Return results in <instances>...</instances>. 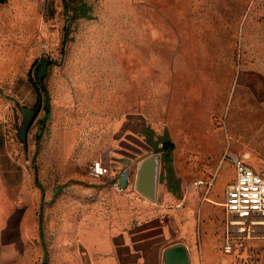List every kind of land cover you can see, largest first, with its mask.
Segmentation results:
<instances>
[{
  "label": "crops",
  "instance_id": "0c3cea01",
  "mask_svg": "<svg viewBox=\"0 0 264 264\" xmlns=\"http://www.w3.org/2000/svg\"><path fill=\"white\" fill-rule=\"evenodd\" d=\"M39 20L34 1L0 0V129L10 101L24 95L26 22ZM75 20L63 70L47 80L50 140L40 153L72 173L48 211L54 245L71 264H163L164 250L179 242L190 264H264V244L226 251L223 223L236 177L223 161L239 138L234 126L255 123L264 132V0H102ZM244 109L260 111V121ZM151 140L174 144L156 201L136 190L137 170L122 191L113 186L145 145L154 148L145 157L156 153ZM7 157L0 150V168ZM97 159L108 174L95 178L87 169L85 177ZM224 168L232 176L221 180ZM0 224L1 248L2 209Z\"/></svg>",
  "mask_w": 264,
  "mask_h": 264
},
{
  "label": "rangeland",
  "instance_id": "374dc122",
  "mask_svg": "<svg viewBox=\"0 0 264 264\" xmlns=\"http://www.w3.org/2000/svg\"><path fill=\"white\" fill-rule=\"evenodd\" d=\"M37 4L40 11V20L28 24L26 22L25 35V70H24V95L20 93V100L12 104L9 108V115L6 120V130L3 126L0 129V150L8 152V168H0V200L6 201L0 205L4 218V234L7 243L0 248V264H71L68 254L63 247L55 246L56 232L52 228L48 216L49 208L54 207L56 200L63 197L66 191V181L72 176L71 172H64L62 168H53L49 163H43L40 153L49 144L50 132L46 125H41V119L45 116L44 105L46 97L43 92L42 110L37 116L28 134V145H24L19 138V129L22 125L23 115L18 103L23 106L34 107L37 103V95L33 94L30 83L29 71L35 62L48 63L49 69L46 72V84L54 80L56 73L54 70H63L66 57L71 52V37L76 25L75 17H79L82 11L95 7L102 0H31ZM87 3L91 5H86ZM86 6V7H85ZM68 31L69 40L64 44L65 32ZM21 77L19 84L21 85ZM12 81H10V85ZM20 88V86H19ZM11 89V87H10ZM49 95L52 96V89L49 88ZM10 92L13 99L15 89ZM51 90V91H50ZM60 98L64 100V96ZM51 112H52V101ZM252 111L242 110V113L250 115L252 121L261 119L260 111L256 114ZM238 134V139L232 140L230 151L244 156L246 160H251L257 164L258 170H264V132L261 127L253 125L234 126ZM241 137V139H240ZM165 139V138H164ZM160 140L157 139L155 141ZM144 141L148 142L145 135ZM71 144L70 140L66 145ZM263 145V147L261 146ZM154 148L148 145L136 152L130 158L128 167L135 171L139 162L153 152ZM249 151V152H248ZM248 152V153H247ZM155 153V152H154ZM169 162L162 160L161 168H168ZM91 166V165H90ZM86 166L83 171L87 177ZM122 164L121 168L126 167ZM232 176L231 168L222 170V179L226 180ZM80 177L79 179H84ZM175 207V205H174ZM184 208L187 205L183 206ZM182 207V208H183ZM43 216L42 229L44 239L40 233V217ZM204 228L207 221H199ZM225 223V218H223ZM2 226L0 224V235ZM5 239L3 240V242ZM264 244V235H252L249 238H236L234 247L240 248L250 245ZM6 255V256H5Z\"/></svg>",
  "mask_w": 264,
  "mask_h": 264
},
{
  "label": "built area",
  "instance_id": "2783aa9c",
  "mask_svg": "<svg viewBox=\"0 0 264 264\" xmlns=\"http://www.w3.org/2000/svg\"><path fill=\"white\" fill-rule=\"evenodd\" d=\"M159 147L162 148L163 143ZM223 161L233 164L236 170L235 180L226 190L224 203L227 225L225 250L230 252L236 238L264 235V170H258L245 157L233 153L224 154ZM89 174L95 178L108 174L103 159L91 164ZM113 186L118 191L123 190L119 180Z\"/></svg>",
  "mask_w": 264,
  "mask_h": 264
},
{
  "label": "water",
  "instance_id": "95a60500",
  "mask_svg": "<svg viewBox=\"0 0 264 264\" xmlns=\"http://www.w3.org/2000/svg\"><path fill=\"white\" fill-rule=\"evenodd\" d=\"M23 115L22 125L19 129V138L24 145H28V133L42 109V101L38 100L34 107L23 106L18 103ZM162 155L153 153L143 158L139 164L136 175L135 188L144 197L156 201L158 197V184L160 179ZM130 162L127 159L126 164ZM130 168L126 167L119 177L123 188L128 185ZM189 250L182 242L167 247L163 253V264H190Z\"/></svg>",
  "mask_w": 264,
  "mask_h": 264
},
{
  "label": "trees",
  "instance_id": "16d2710c",
  "mask_svg": "<svg viewBox=\"0 0 264 264\" xmlns=\"http://www.w3.org/2000/svg\"><path fill=\"white\" fill-rule=\"evenodd\" d=\"M67 42V37L65 36L64 44ZM48 63H44L42 66V63L35 62V65L29 72L30 82L32 84L33 92L37 95L38 100L43 101V92L46 97V105H44L45 109V116L41 119V125L44 126L47 122V120L51 117V97L48 92V87L46 84V72L49 69ZM152 145H154L156 152L162 153V160L164 162H171L172 159V150L174 147V144L170 140H162L163 147L160 148L158 146V142L150 141ZM45 264V263H44Z\"/></svg>",
  "mask_w": 264,
  "mask_h": 264
},
{
  "label": "bare ground",
  "instance_id": "6f19581e",
  "mask_svg": "<svg viewBox=\"0 0 264 264\" xmlns=\"http://www.w3.org/2000/svg\"><path fill=\"white\" fill-rule=\"evenodd\" d=\"M245 157V156H244ZM246 158V157H245ZM247 159V158H246ZM199 182V181H198Z\"/></svg>",
  "mask_w": 264,
  "mask_h": 264
},
{
  "label": "flooded vegetation",
  "instance_id": "af4514ba",
  "mask_svg": "<svg viewBox=\"0 0 264 264\" xmlns=\"http://www.w3.org/2000/svg\"><path fill=\"white\" fill-rule=\"evenodd\" d=\"M37 102H38V99H37ZM37 104V103H36Z\"/></svg>",
  "mask_w": 264,
  "mask_h": 264
}]
</instances>
